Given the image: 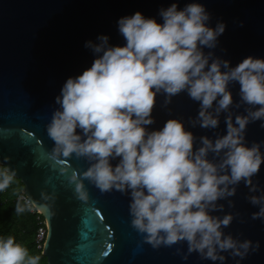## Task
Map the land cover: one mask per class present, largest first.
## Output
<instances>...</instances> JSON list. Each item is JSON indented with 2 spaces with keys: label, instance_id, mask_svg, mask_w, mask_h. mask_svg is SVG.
Wrapping results in <instances>:
<instances>
[{
  "label": "water",
  "instance_id": "obj_1",
  "mask_svg": "<svg viewBox=\"0 0 264 264\" xmlns=\"http://www.w3.org/2000/svg\"><path fill=\"white\" fill-rule=\"evenodd\" d=\"M0 165L46 264H264V0H0Z\"/></svg>",
  "mask_w": 264,
  "mask_h": 264
},
{
  "label": "trees",
  "instance_id": "obj_2",
  "mask_svg": "<svg viewBox=\"0 0 264 264\" xmlns=\"http://www.w3.org/2000/svg\"><path fill=\"white\" fill-rule=\"evenodd\" d=\"M22 187L0 165V264H46L34 242L37 214L18 199Z\"/></svg>",
  "mask_w": 264,
  "mask_h": 264
},
{
  "label": "built area",
  "instance_id": "obj_3",
  "mask_svg": "<svg viewBox=\"0 0 264 264\" xmlns=\"http://www.w3.org/2000/svg\"><path fill=\"white\" fill-rule=\"evenodd\" d=\"M18 199H20L26 208L31 212L37 214V229L35 232V238L34 242L36 245V248L42 251L45 237H46V223L43 217L41 216L40 212L36 209L35 205L22 193L18 196Z\"/></svg>",
  "mask_w": 264,
  "mask_h": 264
}]
</instances>
